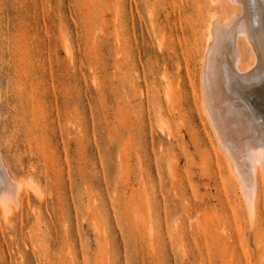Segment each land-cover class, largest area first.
<instances>
[{"label":"rangeland","instance_id":"374dc122","mask_svg":"<svg viewBox=\"0 0 264 264\" xmlns=\"http://www.w3.org/2000/svg\"><path fill=\"white\" fill-rule=\"evenodd\" d=\"M212 8L0 0V156L41 197L0 231V264H264V190L251 219L194 109ZM255 85L264 66L239 105L262 137Z\"/></svg>","mask_w":264,"mask_h":264},{"label":"bare ground","instance_id":"6f19581e","mask_svg":"<svg viewBox=\"0 0 264 264\" xmlns=\"http://www.w3.org/2000/svg\"><path fill=\"white\" fill-rule=\"evenodd\" d=\"M207 1L213 8L201 40L200 97L194 109L203 138L214 143L218 152L215 163L219 166V158L224 161L252 219L256 216L259 195L264 190V136H259L239 105L244 102L241 96L245 97L241 88L264 66V0ZM241 41L251 46L246 64L240 54ZM257 88L259 85L250 90V96L254 105L261 107L264 91L259 98ZM165 100L172 103L169 86ZM4 163L0 156V231L11 227V218L17 212L20 217L24 208H28L26 196L33 193L39 197L40 194L30 179L14 178Z\"/></svg>","mask_w":264,"mask_h":264}]
</instances>
